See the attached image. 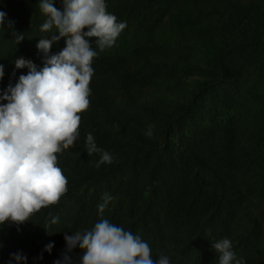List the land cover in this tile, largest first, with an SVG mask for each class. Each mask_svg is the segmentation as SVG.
Returning a JSON list of instances; mask_svg holds the SVG:
<instances>
[{
	"label": "trees",
	"instance_id": "1",
	"mask_svg": "<svg viewBox=\"0 0 264 264\" xmlns=\"http://www.w3.org/2000/svg\"><path fill=\"white\" fill-rule=\"evenodd\" d=\"M39 2L0 0V94L27 74L15 67L18 58L43 67L36 45L55 29L40 30L47 17ZM106 4L126 28L114 46L96 49L79 136L57 154L67 192L30 221L0 225V264L17 252L27 257L23 264H54L66 251L65 233L91 230L101 219L170 264H219L212 243L223 238L237 260L264 264V0ZM54 6L63 10L61 0ZM65 46L61 38L50 54ZM89 133L110 164L97 167L101 154L87 153ZM104 193L114 199L101 216ZM80 254L73 249L72 264Z\"/></svg>",
	"mask_w": 264,
	"mask_h": 264
},
{
	"label": "clouds",
	"instance_id": "2",
	"mask_svg": "<svg viewBox=\"0 0 264 264\" xmlns=\"http://www.w3.org/2000/svg\"><path fill=\"white\" fill-rule=\"evenodd\" d=\"M63 10L54 6V0H40L39 8L47 17L42 32L55 33L41 38L37 49L44 54L43 67L23 57L15 61L17 69L27 68L15 86L9 84L0 94V225L7 222L21 225L42 208L59 203L67 192L68 180L58 167L57 154L75 146L81 123L80 113L90 105V82L94 74L92 63L98 55L114 46L126 28L107 11L106 0H61ZM6 22V13L0 11V26ZM7 26L13 27L12 21ZM85 29H87L85 31ZM58 33V35L56 34ZM17 43L23 34L17 33ZM61 38L66 46L50 54L52 45ZM91 38H95V46ZM4 66L0 64V79ZM145 135H153L149 126ZM87 153H100L101 164L112 162V156L99 148L93 135L86 137ZM114 197L104 193L97 205L102 216ZM59 217H53L56 224ZM19 231V228H18ZM66 251L54 264H72L70 255L80 249L79 264H170L165 255L153 259L149 244L139 236L108 219H101L91 230L65 233ZM49 243L45 251L51 252ZM0 247H3L0 243ZM219 264H244L237 260L232 241L223 238L212 243ZM42 258V256L40 257ZM23 264L22 253L10 254V261Z\"/></svg>",
	"mask_w": 264,
	"mask_h": 264
}]
</instances>
